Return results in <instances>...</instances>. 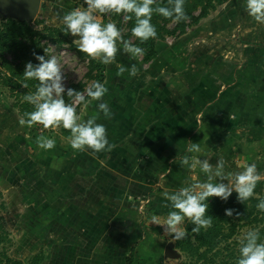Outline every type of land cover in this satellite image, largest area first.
Wrapping results in <instances>:
<instances>
[{"label": "rangeland", "instance_id": "374dc122", "mask_svg": "<svg viewBox=\"0 0 264 264\" xmlns=\"http://www.w3.org/2000/svg\"><path fill=\"white\" fill-rule=\"evenodd\" d=\"M78 7H87L84 6V0H41L40 12L30 24L36 29H42L43 24H47L59 27L63 31L64 25L60 22V18L65 12ZM245 8L246 0H227L222 4H217L215 9H211L209 14L196 24L189 22L183 33L175 29V23L170 21L167 27L171 31L165 34L163 39L156 41L154 58L145 61L142 56L137 61L121 52L117 54L116 63L111 65L102 63L101 69H95L90 74L88 71L89 59L81 57L69 42L58 44L49 38L41 39L42 55L48 58L45 53V49H47L49 56L57 58L65 71L66 86L81 82L83 90L96 82L95 75H103L101 83L108 88L103 100L109 105L113 113L112 118H104L103 114L98 111L96 101L79 104L78 114L81 115L82 120L96 116L97 122L106 126L109 142L116 145L111 152L93 153L92 150L84 152L73 150L69 143V137L62 135L63 127L56 129H44L41 125H33L30 128L22 127L18 119L19 116H22L20 104L24 100V95L31 92V87L27 89L21 87V83L24 81L18 82L19 79L10 76L9 71L4 67L1 59L5 57L12 61V54L9 51L0 54V203L5 202V208L0 211V215L4 218L6 230V239L0 244V258L6 254L8 257L21 260L23 264H33L32 257L39 254L40 259L37 264H123L121 252L126 244H129V241L119 231L133 232V227L131 218H123L122 224H120L122 227L117 231L120 218L117 215V191L120 187H128L126 186L128 184L137 187L133 181L140 182L147 174L143 164L149 160L146 154L152 151L154 154L152 159H155L156 151L162 147L160 141L165 135H171L175 137L176 141L168 145L171 148L169 165L164 164L160 170L151 168L152 178L150 177L148 186L155 185L154 180H160V173L169 174L172 165L175 178L168 180V184H164L162 188L158 185L153 186L154 191L150 202L147 200L148 195L146 197H134V195L129 197L137 202V209L141 208V214L136 218L137 222L140 220L141 231L139 233L143 234L139 239L144 236L148 238L146 243L143 240L144 246L139 243V245L141 244L139 249L138 245L135 249L145 258L144 264H191V258L177 249L173 240L161 238L160 233L165 236L167 233L164 232V228L161 232L159 231V226L152 223V217L149 214L157 213L156 217H159L161 213L168 215L170 211L174 210L171 208L170 202L165 200L164 192H174L190 183L206 181L207 178L204 177L205 174L199 170V167L195 170L182 168L179 165V159L185 155L196 156L195 153L186 151L190 141L194 142L195 134L199 133L200 135V131L204 132L205 141L200 142L203 149L200 154H205L209 152V142L206 141L217 133L223 132V129L220 131L207 129L209 128L207 126L202 130L198 125L192 126L189 117L197 120L200 117L197 115L200 111H197L196 114L194 112L184 113L181 108L171 112L169 119L166 118L163 122L175 120V125L171 129L165 126H162L161 129V125L157 124L161 120L151 123L154 111L148 107L150 105L146 106L149 110H146V107L142 109L147 112L145 113L146 117H149L146 118L143 126L137 127L135 120L132 122L129 119L126 125H123L124 127H120V123L117 122V113L121 115L122 122H125L128 119L127 115L131 112L130 110L124 111L122 116L117 110V104L123 103L130 109L129 96L133 99L135 96L132 94L131 88H128L127 92V87L134 84L135 80L138 82L137 84L144 86L145 75H147L144 72L145 69L146 71L150 70L148 75H163L164 78H166L165 75H169L167 86H171L174 93L179 91L181 80L189 87L187 88L189 93L193 89L198 90L197 85L200 86L201 82L202 85H210L209 81L213 80L210 81L212 87H209V90L212 89L213 92L211 97L214 96L216 90L226 88L228 83H231L225 81L221 75H234L233 83L230 84L234 88V97L231 95L234 104L229 106L228 103L231 100H228L225 107L232 108L246 104L250 108L243 107L242 109L246 110L240 111V120L235 119L234 125L230 127L231 134H227L229 136L227 146L224 149L216 148L219 144L214 143L215 149L204 158H208L210 163L215 166L222 157L226 161V173L242 171L247 165L255 163L262 179L260 180V194L254 195L260 196L264 200V24L256 22L247 14ZM57 11H59V16L56 15ZM97 17L102 24L112 22L117 25L106 15L97 13ZM6 18L13 17L6 16L0 11V28ZM36 19H42L44 22L36 23ZM126 27V20L121 21L119 29L122 35L126 33ZM66 37L70 42L76 39L71 34ZM128 40L133 43L135 37L131 35ZM132 63H136L139 68L137 76L131 77L127 72L123 76L118 75L117 64L130 66ZM203 66L207 69L202 68ZM198 75L218 76L199 81ZM217 77L219 78L216 81ZM157 78L160 80L159 76ZM159 87H161L159 83L154 86L156 89H160ZM119 94L126 98L117 101ZM176 96L173 95V102L170 104L180 103L175 100ZM156 98L155 96V100ZM211 105L214 107L218 105L216 99ZM203 108L202 105L199 109L206 110ZM206 108L210 110L211 107ZM236 113V111L233 113L235 117ZM159 115L158 112H155V117H159ZM136 118H138V113ZM202 118L203 114L201 122ZM155 123L157 127L154 128L153 124ZM40 135L54 139L55 147L51 150L40 149L36 143V139ZM118 136L122 139H118ZM148 140L157 143H151ZM202 143L206 145H202ZM149 147H153L154 150H149ZM100 156H105L102 161L105 166L102 167V171L98 172L89 166V161ZM137 157L136 163L134 159ZM176 157L177 163H171ZM217 157L220 158L215 160ZM46 161L48 162L46 163ZM50 161L54 164V166L52 165L54 174L50 176V179H48V175L43 176L46 179L42 176L41 178L44 181L48 180L45 183L52 182L56 185L55 199L60 202L59 204H66V211L69 213V216L63 219L56 216L55 221L59 222L53 225L47 224L49 220H44L42 223L33 222L31 217H35L37 220V215L41 216V212L38 210L35 215L34 212H31L32 208L29 210V207L23 205L29 203L25 201L27 198L24 199V192L31 191L33 196L30 200H34L36 198L34 186L42 185L39 184L42 182L37 174V166L45 168L50 165L48 164ZM132 163H135L136 170L132 169ZM125 164L127 165L125 166ZM122 166L126 167L123 174L122 170L118 171ZM117 172L122 174V179H119L120 176ZM82 193L88 194L94 206L89 210L86 209V213L83 211L82 213L86 214L83 216L85 218L81 217L77 221L76 217H71L72 207H77L71 204L74 202L69 199L76 195L80 197ZM124 210L130 212L132 209L125 208ZM99 211L104 213L99 215ZM262 217L264 225V214H261ZM256 228H258L256 224H247L238 228L234 238L243 239L248 231ZM41 232L44 233L41 234ZM132 234L136 235L134 232ZM166 246L168 252L165 255ZM66 252L71 255H65Z\"/></svg>", "mask_w": 264, "mask_h": 264}, {"label": "clouds", "instance_id": "9594fccd", "mask_svg": "<svg viewBox=\"0 0 264 264\" xmlns=\"http://www.w3.org/2000/svg\"><path fill=\"white\" fill-rule=\"evenodd\" d=\"M84 3L86 8H74L62 15L60 22L64 25L63 33L76 38L73 44L80 52L105 65L116 63L117 54L121 52L138 61L143 56L144 49L134 45L131 40L124 39L115 23L99 22L97 13L125 14L126 20L134 17L135 26L131 29V34L141 43L157 38L156 27L151 22L154 14L172 20L173 23L186 22L189 19L184 7L185 0H167V6H161L157 0H84ZM245 11L256 22L264 24V0H246ZM56 15L59 16V11ZM45 53L48 58L33 52L35 60L39 63L28 61L25 65L24 82L21 83V87L27 89L29 80L38 81V85L34 93L24 95V100L31 104L34 110L19 116V124L29 128L37 124L44 129L63 127L70 132L69 143L73 150L80 152L92 150L93 153L113 151L116 145L109 142L106 126L98 123L96 116L82 120L76 108L77 104L96 101L98 111L105 119H111L113 113L103 100L108 88L99 81L82 91L67 87L65 71L57 58L49 56L47 49ZM116 66L120 76L127 72L129 76L135 77L139 73L136 63L130 66L123 64ZM65 97L71 102H66ZM86 97L90 99L86 101ZM36 143L40 149L51 150L56 142L40 135ZM186 151L200 154L203 149L200 143L190 141ZM171 163H177V157ZM225 164L226 161L222 157L215 166L208 158L201 159L188 155L180 158L179 165L182 168L195 170L199 167L207 179L204 182L190 183L174 192H164L165 200L170 202L174 210L169 212L163 223L156 216L152 217V223L163 226L164 232L170 235L173 241H178L188 235L181 227L186 219L194 225L191 231L196 234L201 228L207 229L212 226V217L206 215L209 198L218 197L227 201L234 191L238 194L237 200L240 203L252 198L257 182L262 179L256 164H249L242 171L235 173H226ZM256 207L264 212V200H260ZM234 212V209L225 210L229 217H232ZM259 241L258 230L246 233L244 240L241 241L237 264H264V242Z\"/></svg>", "mask_w": 264, "mask_h": 264}, {"label": "trees", "instance_id": "16d2710c", "mask_svg": "<svg viewBox=\"0 0 264 264\" xmlns=\"http://www.w3.org/2000/svg\"><path fill=\"white\" fill-rule=\"evenodd\" d=\"M227 0H185V11L188 15L189 19L186 22H179L175 23V29L179 30L180 33L185 31L189 22L191 24H196L201 18H204L209 14L211 9H215L217 4H222ZM157 3L161 6H167V0H157ZM86 7V4L84 3ZM197 11V13H195ZM106 15L109 20L115 21L117 23V27L120 28V23L125 19V14H103ZM172 21L169 19L164 18L158 14H154L152 18V24L156 27L157 30V38L156 39H149L147 42L141 43L137 38L133 41V44L139 46L144 49L143 60H150L155 57L156 55V41L161 40L165 37V34L169 33L171 30L168 29L167 24ZM36 23H43L44 21L41 19H36ZM126 33L122 35L124 39H127L132 35L131 29L135 26V18L133 17L131 20H126ZM2 28H0V54H4V52L9 51L12 54V61L7 60L5 57L1 59L4 63V67H6L7 71H9L10 76L19 79L18 82L24 81L23 72L25 69V65L28 61L32 63H39L35 60L33 56V52L42 55L41 49V39L49 38L55 43H62V42H69L70 46L77 51V53L81 57H85L89 59V74L92 73L95 69H101L103 67L102 63L97 60H93L88 57L86 54L80 52L73 42L64 35L63 31L56 26H49L47 24H43L42 29H36L33 27L32 24L17 20L14 18H6L2 22ZM102 66V67H101ZM96 81L102 82L103 75H95ZM29 87H31V92L36 91V87L38 85V81L29 80L27 81ZM67 87L73 88L77 91H81L83 88V84L81 82L72 83ZM212 87V86H208ZM211 91V90H208ZM227 91V90H226ZM221 93L218 96L219 101L222 99L229 98L230 96L227 95L228 92ZM222 95V96H221ZM123 95L119 94L117 98ZM211 95L205 96L206 100L209 101ZM215 96V94H214ZM214 96L212 98H214ZM136 98V97H135ZM66 102H71L65 97ZM86 101L89 99L88 97L85 98ZM137 100L134 99L136 103ZM226 102V101H225ZM233 102V101H232ZM232 102H229L228 105ZM118 103V102H117ZM206 102L203 103V109H207ZM249 107V106H248ZM77 113L79 112V104L76 105ZM34 108L31 104L26 102L25 100L22 101L20 104V113L23 116L26 112L33 111ZM196 114V113H195ZM132 122L138 124L136 121V115L134 112H131L127 115ZM160 117V116H159ZM170 117V116H169ZM152 120L154 117H151ZM160 119V118H159ZM169 119V118H168ZM151 120V121H152ZM158 120V119H157ZM190 123L192 126H196L197 121L195 118L189 117ZM205 120H203L204 122ZM131 122V123H132ZM155 121L151 122L154 123ZM158 122V121H156ZM161 121L157 124L165 127H169L168 124L171 123L170 129L175 125V120L171 122V120H166V123ZM201 122V121H200ZM202 124H199L200 129H204ZM199 123V122H198ZM157 124H153V127H157ZM39 125V124H37ZM126 124H124L125 126ZM179 125V124H178ZM205 125V124H204ZM131 127V126H130ZM152 128V127H151ZM166 128V129H167ZM206 128V127H205ZM200 135H204V132L200 131ZM62 135L65 137H70V132L64 128H62ZM199 133L195 134L194 142L200 136ZM260 184L261 181H258L256 187L254 189V194H260ZM154 190L150 188L149 194H152ZM237 193L234 191L232 196L227 200L224 201L218 197H211L208 200L209 208L206 215L212 217V226L204 229L201 228L198 234L193 233L191 229L194 227L189 221H186L182 224V228L187 232V237L178 241H174V245L177 249L181 252L185 253L186 255L191 258V264H237V261L240 257V247L241 241L244 240L240 239L237 240L234 236L237 233L238 228H241L247 224H256L260 233V241L264 242V225L262 224L263 217L261 218V214L263 215L264 212H261L257 209L256 205L259 203L260 200H263L262 197L253 195L245 203H240L237 200ZM5 208V202L2 201L0 203V211ZM148 209V208H147ZM226 209H234L235 212L232 217H229L225 214ZM151 214V213H150ZM149 216H158L157 213H152ZM239 214V215H237ZM140 214H138L139 216ZM158 218H161V223L165 218H167V214L161 213ZM137 216V217H138ZM150 217V218H151ZM163 219V220H162ZM140 221V220H139ZM139 221H136L137 231H141V226ZM159 231L161 232L163 226H159ZM5 221L3 216L0 215V244L6 239L5 233ZM161 235V238L172 240L170 235ZM165 236V237H164ZM130 242V243H134ZM138 242V241H137ZM135 244H132L130 248L124 247L122 249V256H123V264H144L145 258L141 256L139 253L136 252ZM65 255H71L68 252ZM33 264H37L40 255L35 254L33 257ZM4 260V263H3ZM0 264H23L19 259H13L11 257L6 256L3 254L0 258ZM111 264V263H110Z\"/></svg>", "mask_w": 264, "mask_h": 264}, {"label": "crops", "instance_id": "0c3cea01", "mask_svg": "<svg viewBox=\"0 0 264 264\" xmlns=\"http://www.w3.org/2000/svg\"><path fill=\"white\" fill-rule=\"evenodd\" d=\"M202 68L207 69V67H205V66H203ZM144 72L147 73V75H145V79H144L145 80V84H143L144 86H141V84H137L138 82L135 80L134 84H131V85H129V87H127V92H128V88L132 89V91H133L132 94L136 97L135 100H137L136 103L134 102L133 97L129 96L130 97V100H129L130 109L127 108L126 106H124L123 103L119 102L117 104V106H118L117 110L120 111L122 116H123V112L124 111L126 112L127 110H130V112H134L136 116L138 113V119L136 121L138 123L137 127L143 126L146 122V118H149V117H146L147 114H145V113H147V112L142 110L147 105H150L148 107H150L154 111V114L152 115V117H154V118L151 122L158 121V120L165 121V119L169 118V115H171V112H174L175 109L177 110V109L181 108V111L184 113H186V112L196 113L197 111H200L197 114L200 117L197 120L195 119V121L200 122L202 114H203L202 122H203V120H205L203 122L204 127L209 126V128H207V129H213V130H219V131L223 129V132L217 133L216 135H214L215 138H214V136H212L211 138H209V140L206 141V142H209V152L205 153V154L204 153L203 154H196L195 153V155L198 158L203 159L204 156L211 154L213 152V150L215 149L214 143L219 144V146H216V148L218 147V148L224 149L227 146V141L229 139L228 138L229 136H227V134L228 133L231 134L230 127H232L234 125L235 119L240 120V114H239L240 111L245 109V108L242 109L243 107L250 108L246 104L244 106L239 105L237 107L229 108L230 105L234 104V101L232 102V97H231V95L234 97V95H233L234 88L232 85H230L231 83H233L232 80H233L234 75H221L222 78L225 79V81L227 80V81H230L231 83H228V86L226 88H220L219 90H216L214 98L211 97L209 99V101H207L205 96L213 94L212 89H211V91H208L210 89L208 86H212V83H210V81H213V80L209 81L210 85H202V82H201L200 86H199V84L197 85L198 90L193 89L191 93H189L190 91L187 90V88H189V87L186 86V83L185 84L182 83L183 80H181L179 91L177 93H174L171 86L170 87L167 86V84L169 82V75H165L166 78H164L163 75H148L150 70L146 71V69H145ZM157 76L160 77V80H158ZM180 76L186 77L188 75H180ZM216 76H218V75H198V80L203 81L204 79L205 80L208 79V77H210V79H212L213 77H216ZM140 78H141V76H140ZM195 78H197V77L195 76ZM218 78L219 77L215 78V80L217 81ZM153 81H155V82H153ZM158 83H159V85H161V87H159L160 89L154 88L155 84H158ZM225 90L228 91L227 95L230 97L228 99L227 98L222 99V101L217 100L218 96H220V91H221V93H224ZM188 94H190V97H188ZM239 94H242V93H239ZM130 95H131V92H130ZM173 95H177L175 100L177 102H180V103H177V104L173 103V105L170 104V102H173V100H172V98H174ZM155 96L157 97L156 100H155ZM121 98L123 99L126 97H124V96L119 97V99H121ZM214 99H216V103H218V105L215 107L211 105L212 102L214 101ZM228 100H231L230 102H232V103H230L228 107L227 106L225 107ZM117 101H118V98H117ZM142 102H143V104H142ZM204 102H206L205 103L206 106L211 107L210 110H207V109L206 110H200L199 109L200 106H202ZM198 104H199V106H198ZM148 107H146L145 109L149 110ZM234 111L237 112L236 117L233 114ZM155 112H158V114H160V115L162 114V116L159 115L160 117H155ZM120 116L121 115L119 113H117V122L120 123V127H124L123 125L126 124L130 118L127 116V118H128L127 121L122 122V119L120 118ZM124 118H125V116L123 117V119ZM198 122H197V124L199 126ZM202 122L200 124H202ZM170 125H171V123L168 124L169 127H170ZM121 132H122V130H121ZM117 133H119V132L117 131ZM118 137H119L118 139H122L120 136H118ZM143 138L146 139L145 137H143ZM136 139H137V137H136ZM173 141H176L175 137H173L171 135H165V137H163L162 140L160 141L162 144V147H160L159 151H156V155H157L156 158L152 159V156H154L152 151L151 152L149 151L146 154L147 157H149V160H146L143 164H144L145 170L147 171L146 172L147 174L144 175V178L141 179L142 181H140V182L137 180L133 181V183H135L137 185V187L128 184V185H126L128 187H125V188L120 187V189L117 191V215L120 216L119 222L117 224V231H119L118 228L122 227V225H120V224H122L123 218H131V224L133 227V232L136 234V235H133L132 234L133 232H127L124 230L122 231L124 233L119 231L121 234L124 235L125 239L129 241V244H126V246H125L127 248H130V246L132 244L136 243L135 248L138 245V249H139V246L141 244L144 246L143 240L146 243L147 239H148L145 236L142 237V239H139L140 236H142L143 234L140 235V233L137 231L136 218H137L138 214H141V208H138L139 209L138 210L136 207L137 202H135V200L133 201V200L129 199V197L131 195H134V197L135 196L146 197L148 195L149 199L147 198V200H148V202H150V199L152 198V194H149L150 188H152L153 186H156V185H158V187L161 186V188H162V186L164 184H168V182L170 180L175 178V174L173 172L174 170L172 171V169H173V165H172L169 174L164 175L165 172L160 173V175H161L160 180L159 181L154 180L155 185H151L150 187L148 186V181L150 180V177L152 178V176L150 175L152 173V171L150 169L154 168V169L160 170L161 167L164 166V164L166 166L169 165V160H170L169 153L171 151V148H169L168 145L170 143H172ZM203 141H205L204 135H200L196 139V143H200ZM148 142L153 143L155 141L148 140ZM155 143H157V142H155ZM202 145H206V144L202 143ZM149 150H154V149H153V147H149ZM220 157H217L215 160H218V158H220ZM104 158H105V156H100V157H96L95 159H92V161H89V166L94 168L95 171H98V172L102 171V167L105 166V164L102 162L104 160ZM134 160L137 163L138 157H137V159H134ZM155 160H158V161H155ZM47 162L48 161H46V163ZM48 164H50V165L49 166L47 165L45 168H41L40 166H37V170H38L37 174L40 177V182H42L39 184H42V185L41 186H34V188H35V194L34 195H36V198L34 200H30L31 197L33 196L30 193L31 191L26 190L24 192V199L27 198V200L25 199V201H27L29 203H24L23 205H24V207H26V206L29 207V210L32 208L31 212H34L35 215L38 213V210L41 212V216L39 215V217H38V215H37V220L35 217L30 216L31 220L33 222L42 223L44 220H49L47 222V224L53 225L54 223L59 222L58 220L55 221V219H57L56 216L63 219L64 217H68L69 213H67V211H66V204H64V205L62 203L59 204L60 202H57V199H55L56 194H57L56 185L52 182L51 183H45L48 180L44 181L42 179V178L46 179L45 177H43L46 175H48V179H50V176H52L54 174L53 173L54 164H52L51 161ZM152 164H154V165H152ZM126 165L127 164H125V166ZM125 166L124 167L122 166L121 169H119L118 171L122 170V174H123V172H125V170H126ZM132 169L136 170L135 163H132ZM117 174H118V176H120L119 179H122V174L118 173V172H117ZM41 176H42V178H41ZM204 177H206V175ZM147 178H149V179H147ZM61 186H63V185H61ZM138 198H141V197H138ZM69 201L74 202L71 204H74L75 207H77V208L72 207L73 213L71 215V217H76L77 221H79L81 217L85 218L83 216H86V214H83V213H86V209L89 210L90 207L94 206V203L92 202V200H90L87 193H85V194L82 193V195L80 197H77V195L71 196ZM27 204H29V205H27ZM125 208L126 209H132V210H130V212H125V210H124ZM29 210H28V212H29ZM123 212H124V215H122ZM102 213H104V212L99 211V215H101ZM93 214H95V213L93 212ZM34 218H35V220H34ZM65 219L68 220L67 218H65ZM120 220H121V222H120ZM46 231H44V232H46ZM44 232H41V234H43ZM114 236H116V234H114ZM46 238H47V236H46ZM133 241H135V242L130 243ZM139 243H141V244L139 245Z\"/></svg>", "mask_w": 264, "mask_h": 264}, {"label": "water", "instance_id": "95a60500", "mask_svg": "<svg viewBox=\"0 0 264 264\" xmlns=\"http://www.w3.org/2000/svg\"><path fill=\"white\" fill-rule=\"evenodd\" d=\"M40 4L41 0H0V11L14 19L32 23L40 12ZM167 252L168 247L166 246L165 255Z\"/></svg>", "mask_w": 264, "mask_h": 264}]
</instances>
